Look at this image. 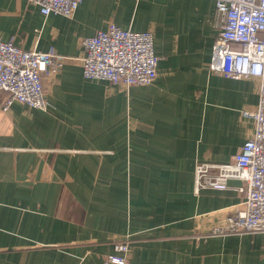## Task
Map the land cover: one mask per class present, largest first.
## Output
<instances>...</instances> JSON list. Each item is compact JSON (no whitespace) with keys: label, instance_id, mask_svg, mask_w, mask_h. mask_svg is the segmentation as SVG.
Returning a JSON list of instances; mask_svg holds the SVG:
<instances>
[{"label":"crops","instance_id":"1","mask_svg":"<svg viewBox=\"0 0 264 264\" xmlns=\"http://www.w3.org/2000/svg\"><path fill=\"white\" fill-rule=\"evenodd\" d=\"M216 0H83L72 16L0 0V37L54 47L46 109L0 93V264H264V231L212 234L245 182L196 190L199 162L234 159L254 133L255 77L213 72ZM150 30L158 76L146 85L84 76L83 38L109 23Z\"/></svg>","mask_w":264,"mask_h":264},{"label":"built area","instance_id":"2","mask_svg":"<svg viewBox=\"0 0 264 264\" xmlns=\"http://www.w3.org/2000/svg\"><path fill=\"white\" fill-rule=\"evenodd\" d=\"M44 15L72 16L83 0H29ZM220 33L213 46L209 68L216 73L259 81V101L254 111L243 110L254 119V133L234 159L228 162L202 161L196 167V190L226 189L229 181L240 179L246 198L210 233H256L264 231V0H216ZM84 76L107 79L114 84L146 85L158 76V57L150 30L125 29L116 23L83 38ZM64 56L54 47L47 51L26 49L0 37V93H7L1 104L8 110L14 101L46 109L43 73L58 71ZM112 264H133L127 258L129 245L117 241Z\"/></svg>","mask_w":264,"mask_h":264}]
</instances>
